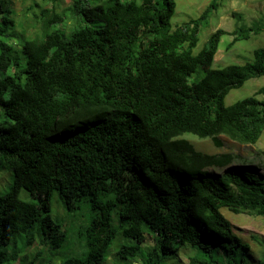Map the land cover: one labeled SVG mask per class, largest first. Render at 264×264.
Instances as JSON below:
<instances>
[{
  "label": "trees",
  "instance_id": "1",
  "mask_svg": "<svg viewBox=\"0 0 264 264\" xmlns=\"http://www.w3.org/2000/svg\"><path fill=\"white\" fill-rule=\"evenodd\" d=\"M69 1L0 0V169L12 176L0 188V264H176L183 247L188 264H249L222 208L264 218L258 152H204L184 134L216 148L220 135L258 141L264 85L224 100L264 77V46L212 63L223 35L230 48L264 19L217 28L195 52L221 0L174 27L175 0ZM10 242L22 247L4 250ZM66 242L68 255L46 258Z\"/></svg>",
  "mask_w": 264,
  "mask_h": 264
},
{
  "label": "rangeland",
  "instance_id": "2",
  "mask_svg": "<svg viewBox=\"0 0 264 264\" xmlns=\"http://www.w3.org/2000/svg\"><path fill=\"white\" fill-rule=\"evenodd\" d=\"M17 4L19 3L18 0ZM40 1L41 0H37ZM30 0H25V4H29ZM69 0H63L62 8L65 9ZM176 7L175 12L171 18L172 27L177 24L188 20L189 18L196 17L200 12L209 4L210 0H175ZM16 9L19 5L15 6ZM31 13V11H29ZM27 13V11H26ZM235 14H239L241 18L236 17ZM264 19V0H221V5L219 8L213 12L211 18L203 25L200 33L197 46L194 51L197 52L203 47L208 36L217 28H222L226 31H232L236 26L245 24H252L253 21H262ZM39 21V20H38ZM72 25V21L66 20L65 27ZM40 32V23L36 22L34 26ZM21 31V30H19ZM35 29L28 30L29 35H32ZM4 36H2L3 38ZM231 35H223L217 52L214 56L213 67H222L231 62L242 63L244 60L249 59L251 56V51L257 46H264V28L257 35L251 36L247 40H241L236 42L232 47L227 48V43L231 40ZM22 59L23 55H22ZM8 73V72H7ZM1 75V73H0ZM264 85V77H256L248 79L241 87L231 89L225 97V104H230L238 99L246 97L254 93L259 87ZM259 98L264 97V94L258 95ZM2 108L0 106V120L3 119L1 115ZM185 137L188 138L197 150L214 153L218 151H233L242 155L243 157L255 156L258 152L259 157H256L257 162L260 165V173L264 174V131L262 132L258 141L254 144H242L229 139L225 135H220V138L224 141L225 145L222 148H216L212 145L208 138H198L192 134L186 133ZM12 181V176L10 171L0 169V188H5ZM19 196L23 199L27 197V192L23 189L20 190ZM57 194L54 193L51 198V210L53 216L59 219L65 218L64 210L61 204L56 202ZM222 212L225 217L230 221L233 234L241 238L244 242L249 244L248 250V263L256 264L264 258V218L252 212L242 211L239 213H233L226 208H222ZM66 224V223H65ZM63 249L51 250L50 253L46 254L48 260L54 251H58L57 255L63 257L71 252L72 245L67 242L64 244ZM69 245V246H68ZM22 245H15L10 242L7 246L3 247L4 250H13L15 248L18 250ZM34 248V247H33ZM28 249V256H30L32 249ZM26 252V253H27ZM25 253V252H24ZM20 254L23 257L25 254ZM192 254V250L187 247H183L179 250L176 256V264H188V256ZM115 260V257L112 258ZM108 259V263L112 262ZM119 259L118 257H116ZM116 259V261H118ZM110 260V261H109ZM26 262V261H25ZM57 264L58 259L54 260ZM109 263V264H110ZM17 264V263H16ZM54 264V263H53ZM117 264H123V261H118ZM126 264H136L135 260H129Z\"/></svg>",
  "mask_w": 264,
  "mask_h": 264
},
{
  "label": "clouds",
  "instance_id": "3",
  "mask_svg": "<svg viewBox=\"0 0 264 264\" xmlns=\"http://www.w3.org/2000/svg\"><path fill=\"white\" fill-rule=\"evenodd\" d=\"M187 21V20H186ZM217 52V51H216ZM216 54V53H215ZM215 56V55H214ZM213 61H214V57H213ZM213 64V63H212ZM213 67V66H212Z\"/></svg>",
  "mask_w": 264,
  "mask_h": 264
}]
</instances>
